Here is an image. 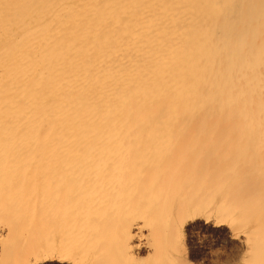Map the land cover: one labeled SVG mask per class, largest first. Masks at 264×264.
Wrapping results in <instances>:
<instances>
[{"label": "rangeland", "instance_id": "374dc122", "mask_svg": "<svg viewBox=\"0 0 264 264\" xmlns=\"http://www.w3.org/2000/svg\"><path fill=\"white\" fill-rule=\"evenodd\" d=\"M120 1L80 8L77 29L52 34L46 57L21 67L39 61L48 79L0 87V264H132L122 243L136 223V264H257L264 226L247 211L264 205V50L253 53L264 0H223L201 27V67L174 68L183 85L168 88L137 74ZM11 7L0 1V24ZM114 15L113 38L99 28Z\"/></svg>", "mask_w": 264, "mask_h": 264}, {"label": "bare ground", "instance_id": "6f19581e", "mask_svg": "<svg viewBox=\"0 0 264 264\" xmlns=\"http://www.w3.org/2000/svg\"><path fill=\"white\" fill-rule=\"evenodd\" d=\"M0 1L4 2V0ZM6 1L11 2L12 12L8 13L7 17L12 19L0 24V87H2V85L14 86L16 81L18 82L20 78L25 81L27 80V82H32L31 80L34 76L36 77L41 74H43L44 79H48L47 74L43 71L44 66L39 61L36 63L33 62L31 72H22L24 69L21 70V67H23V65L25 67L27 60H32L39 55V59L41 60L42 58L43 60V58L46 57L45 48L49 45L50 36L57 33L67 36L66 33L68 28L72 30L77 29L75 27L79 26V17L82 15L80 13V8H91L92 11H94L103 0ZM112 1L116 3L121 2L120 0V2L115 0ZM127 1H129V3L127 2L126 4H129L130 7L123 4H121L122 6L120 4L118 6H121L123 9L127 8V10L124 11H127L126 18H128L125 27L129 37L123 40V36L120 33L119 36L121 42H124V45L126 41H133L135 47L142 54L140 57L141 60L136 66V70L138 71L137 74H146L148 87L151 86L156 88L159 84L165 88H168L171 84H176V87H182L183 84H180L181 78L175 76L176 73L174 68L178 67L183 73L188 74L192 68L199 69L201 67L199 57L201 53H203L201 52L203 50L202 47L205 46L202 42V35L205 30L201 27L204 26L208 28L210 20L214 16L219 17L222 13V9H224L227 3L223 0L219 2L211 0ZM159 1L161 2V7L158 5ZM123 9L119 10L122 11ZM161 10H163V12ZM175 12H179V14ZM145 14H149L154 19L153 21L156 22V27H154V29L151 30L149 27L146 28L148 23L145 20ZM45 15L51 18V20L46 21L45 19L47 17H45ZM115 16L116 15H114L113 18L110 16V20L103 23L99 28L102 33L103 31H111L113 38L118 36L114 31V23L117 21ZM240 16L241 15H234L228 21L237 23ZM22 18L26 20L27 24L15 26V23ZM227 23L228 22H226V24ZM226 24L224 25L225 29H230V26H226ZM64 29H66V31ZM171 31H174V33L176 32L178 35L173 45L167 44L170 42L168 36ZM206 33L211 35L208 36V38L214 37V33L212 35L211 31H206ZM72 35H76V38L79 37L76 33ZM245 36L251 35L247 31H241L240 35L235 38L242 41ZM236 43L238 44V41ZM232 44L233 43H231V40L228 38L224 39L221 51H225ZM263 50L264 45L260 44L258 41L254 42L253 53L256 57L260 56ZM49 54L54 55L55 53L50 52ZM208 55L211 54L209 53ZM185 59L188 60L189 64H186ZM47 62H50V60ZM158 82L159 84H157ZM243 130L245 134L248 133L246 129ZM167 178L166 187L171 185L170 178L172 177L167 176ZM244 206L246 207V205ZM247 212L248 221L255 222L256 225L259 224L264 226V205H261V209L256 213L254 210L251 211V209L250 212ZM257 217L258 219H256ZM144 237L143 226L140 223L127 227L125 231L122 249L124 250V256L130 260L132 264H136V259L134 257L135 253H138L140 248L145 245ZM238 238L240 243H242L241 245L245 246L246 251L249 250V239L239 236ZM263 242L264 240L262 239V241L259 242L261 244L258 243V249L261 251V253L258 252V254L260 253L261 256L257 264H264ZM262 256L263 262L261 260Z\"/></svg>", "mask_w": 264, "mask_h": 264}]
</instances>
